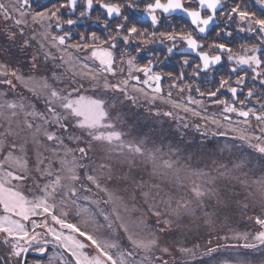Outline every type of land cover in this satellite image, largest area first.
Returning a JSON list of instances; mask_svg holds the SVG:
<instances>
[{
    "label": "snow or ice",
    "instance_id": "1",
    "mask_svg": "<svg viewBox=\"0 0 264 264\" xmlns=\"http://www.w3.org/2000/svg\"><path fill=\"white\" fill-rule=\"evenodd\" d=\"M194 2L195 6H185V0H147L143 12L150 19L154 29L160 25L162 17H171L176 12L184 13L193 27V30L182 28L157 33L139 28L136 23L130 22L127 15H124L125 7L138 8L136 0H125V3L82 0L84 10L79 13L77 19L88 16L94 5L103 9L109 19L114 16L120 19L113 26L115 34L109 30L106 39L102 40L95 32H92L90 36L92 43L68 44L66 41L70 39V33L55 35L52 29L62 30L64 24L69 26L76 24L77 20L74 19L62 20L61 13L63 9H69L75 14L81 0H56L49 6L38 5L37 8H32L33 0H15L12 4H6L0 0V15L5 21L11 20L19 28L21 35L25 34V28L30 23L39 25L43 29L41 36L44 43L41 44V48L50 46L59 50L62 53L61 65L66 71L71 72L72 77L68 88H57L49 83L47 77L32 75L25 77L17 69H9L7 64H0V83L14 90L16 84L13 80L17 81L38 99L42 98L46 108V112H37L34 106L25 103L23 98L20 100L0 98V124L6 125L4 132L0 133V150L7 148V154L0 159V246H3L8 253L0 259V264H28L29 253L43 256L49 244L58 246L64 250V253L71 256L72 260L69 261L65 259L63 253H58L63 264H126V262L135 264V254L143 252L147 255L153 252L158 247L157 232H164L165 229L172 227L173 220L163 219V217L174 216L179 219L184 214L192 215L195 209L190 206L191 203L199 207L205 196L214 194L213 189L193 181L191 189H186L192 199L188 200L183 195L177 199L171 189L184 186L181 173H187L192 177H202L206 173L189 172L179 158L173 159V155L178 157L179 149H173L170 146L165 152L162 147H148L146 139H126L127 133L117 128L121 117L117 116L114 119L111 114L120 103V97L132 104H137L141 97L149 103H154L157 99L164 100L160 85L164 77L153 71L154 60L158 61L160 57L150 58L146 64L142 65L136 62L137 56L144 51V48L157 41L172 42L166 49L168 55L173 54L177 41L185 43L200 61L193 66V75L196 78H199L202 71L207 72L213 66L220 64L223 59L222 54L228 53L227 59L233 64L229 69L231 73L242 71L238 66H247L251 69V79L259 80L264 86V58L258 54L261 48H264V18L248 11L241 4H236L230 10L220 11L225 0H194ZM257 3L264 6V0H257ZM218 11L229 21L226 29L231 26L234 18H238V25H247L246 28L238 27V30L256 33L259 43L250 47L242 46L243 54H233L232 49L225 43H213L208 46L216 50V55L203 51L205 45L196 38L194 32L206 33L209 26L215 23ZM96 19L100 20V17L97 16ZM102 24L105 29L110 28L107 19ZM226 29L222 30L224 35L231 37L232 32ZM15 35L16 33H11L10 39H14ZM220 35L221 32H217V36ZM84 39V35L81 34V40ZM117 39L122 40L125 45L133 42L140 45L135 50L136 55L128 52L121 54L119 73L113 52ZM28 43L26 40L25 44ZM69 49L89 51L91 55L88 58H76L72 56ZM49 55L50 52L46 51L45 59ZM77 59L80 61L79 65L76 63ZM86 59L98 61L99 67L93 69L85 62ZM32 63L35 68V58ZM182 63L187 66L190 61L184 59ZM125 64L127 73L123 75ZM137 73H143L144 79L141 80ZM118 75H123V78L115 82H110L106 78ZM53 76L55 79H60L55 77V74ZM168 78L173 81L170 87H177L176 81H182L184 73L181 72L179 77H173L169 73ZM247 79V73L237 75L235 81L237 86L233 87L230 79L221 78L218 88L207 91V97L212 104L223 106L225 115L219 119L215 115L202 116L200 111L182 102L171 99L166 102L171 103L175 108H182L186 113L191 112L192 115L209 121L217 128H225L233 123L230 114L243 118L245 125L249 124L250 117H255V120L262 125L259 128V135L250 136L242 133L240 139L248 141L251 147L264 154V103L260 104L259 112L254 108L245 110L246 101L238 98V94H242L243 88L246 87ZM101 80H103V88L117 96L115 103L110 105L105 99L81 94L84 90V84L81 81H88L95 88L100 85ZM146 89L150 90L152 95H149ZM186 89L190 91L191 85L180 87L179 91L184 92ZM221 89H226L231 94L233 103L229 104L225 99H212L217 97ZM196 90L199 93V88ZM168 95L171 97V92ZM200 95L203 97L204 93ZM254 95L253 88H248L246 100ZM188 103L200 105L202 101L194 100L189 96ZM21 113L24 116L22 121ZM156 115L174 117L172 111L162 113L157 111ZM37 120L40 122L37 123ZM52 125L60 131L68 132L69 135L64 137L57 131H49ZM185 127H187L186 124ZM199 127L200 125H197V128ZM17 129L26 131L36 144H39L41 138L52 142L54 144L52 151L59 158L60 167L53 168L51 160L46 161L37 153L35 175H29L27 156L14 154L17 151L16 143L13 142L10 147L6 145L8 139L19 134ZM75 130H80L81 136L73 135L72 132ZM225 134V132L219 133V135ZM82 136L87 138L85 147L74 149L68 148L65 144V139L81 142ZM253 139L257 143L252 144ZM92 142L104 145L106 163L97 164L95 167L91 163H83L85 160H91L88 153L92 150ZM19 151L23 153V146ZM138 160L144 165H151L150 175L158 181L152 185H146L143 181L136 182L134 178L131 179L134 190L139 189L141 192L146 211L136 207L135 195L125 199L119 194L118 189L108 187V183L116 179V172L120 168L127 166L131 171L136 167ZM80 170L84 171L83 178L79 174ZM38 178H43L46 182L41 185L38 183ZM121 178L129 179L127 175ZM29 179L32 180V186L26 188L25 184ZM253 183L257 185V191L264 202V178ZM166 188L168 191H165ZM81 192H87L89 195L81 197ZM73 207L77 215L84 218L85 230H82L77 223L69 221ZM147 215L156 218V229L148 224ZM99 218H102L103 222ZM249 219L254 221L259 230L254 234L247 232L236 234V239L244 240L243 245L226 246L248 249L264 247V213ZM161 223L165 225V228H159ZM206 223L210 226L212 221L208 220ZM88 226H91V230H88ZM121 232L130 243V250H121L119 242L121 237L118 235ZM105 233L111 239L105 238ZM222 239L226 241L229 237L225 236ZM208 243L211 244L212 241ZM219 247V244L215 248L208 247L207 254L211 255ZM86 249H94L95 254L90 255ZM162 251L167 253L168 249L163 248ZM179 251L189 255L194 254L191 248L183 247Z\"/></svg>",
    "mask_w": 264,
    "mask_h": 264
},
{
    "label": "rangeland",
    "instance_id": "2",
    "mask_svg": "<svg viewBox=\"0 0 264 264\" xmlns=\"http://www.w3.org/2000/svg\"><path fill=\"white\" fill-rule=\"evenodd\" d=\"M3 2L12 4L15 0H3ZM42 31L43 29L39 25L30 23L25 28V34L21 35L19 28L16 27L11 20L5 21L3 16L0 15V33L12 41L8 48H10L11 51L13 50L19 57V65H8L9 61L7 59L11 58V54L6 57V59H2L3 61L0 60V64H7L9 69H17L19 73L25 77L30 75L47 77L49 83L53 84V86L57 88H68L69 83L72 81L71 72L66 71L61 65L60 57L62 53L59 50L50 46H46L43 49L41 48V44L44 43L41 36ZM112 31L113 34H115L114 28ZM13 32L16 33V35L14 39H10L11 33ZM52 32L58 35L55 28L52 29ZM26 40L29 42L27 45L25 44ZM89 40L91 39H87V43H92ZM75 43L83 44L85 42L80 40ZM120 43H122V40L117 39L116 45ZM46 51L50 52L47 59H45ZM114 51L115 49L113 52ZM69 52L76 58H88L86 55L88 51L82 53L83 51L69 49ZM80 54H85V56ZM33 58H35L36 62L35 68H33ZM115 58L118 61L117 71L119 73L120 60L117 56ZM85 62L93 69L99 67L98 61L86 59ZM76 63L79 65V59L76 60ZM126 73L127 65L124 66L123 75H126ZM53 74H55V77H60V79H55ZM123 75H118L116 77L107 76L106 78L110 82H115L117 79L123 78ZM81 82L84 84V90L81 92L82 95L105 99L110 105L116 102L117 96L103 88V80H101L100 85L95 88L92 87L88 81ZM13 83L16 84L14 90L0 83V98L7 100H20L23 98L24 102L33 105L37 112H46L42 98L38 99L29 89L25 88L17 81L13 80ZM190 85L191 90H187V92L184 93L185 99H180L179 97L166 98V96L163 95L164 100L157 99L154 103H149L141 97L137 104H132L131 102L124 101L123 98L120 97V103L116 105L111 113L114 119L117 116L121 117V122L117 123V128L127 133L126 139H146L148 147H162L165 152L168 151L170 146L173 149H179L178 157L177 155H173V159L179 158L180 162L187 166L189 172L199 171L206 173V175L202 177H192L188 176L187 173H181L184 186L173 187L171 189L177 199L181 195L185 196L188 200L192 199V197L188 195L186 189H191L193 181L214 190L213 195L204 197L199 207H196L195 203L190 204V206L195 209L194 214H184L179 219L174 216L163 217V219L173 220L174 223L172 227L165 229L164 232H157L158 247L147 255L143 252H137L134 257L135 264H199L200 252H202V249L213 246L215 243L219 242L225 244V247H220L211 255H205V264H225V262H227V264H240V262H243V264H264V247L248 249L244 247L226 246L243 245L244 240L236 239V234L246 232L254 234L259 228L255 224L241 227V224L239 225L237 221V217H234L232 214L229 216L230 219L227 218L225 195L227 194L228 188L237 186L241 198L239 203H237L238 201L235 203H237L236 205L240 207V209H243L242 212H250V210H252L254 211L253 217L264 213V202H262L260 194L257 191V185L253 183L254 181L264 178V154L259 153L255 148L251 147L248 141L240 139L242 133L253 136L248 125L243 126L232 123L225 128H217L216 125L211 124L209 121L194 116L191 112L186 113L182 108H175L171 103L166 102L169 99L182 102L188 107L200 111L202 116L218 113V105L212 104L208 97L202 98V96H198L193 89L194 84L191 83ZM215 89L212 88V90ZM149 95H152V93L149 92ZM189 96L194 100L202 101V103L200 105L188 103ZM157 111L161 113L172 111L174 117L156 115ZM131 117H133V121H128ZM218 117L221 118V116ZM23 119L24 116L23 113H21L20 120L22 121ZM36 122L39 123L40 121L37 120ZM185 124L187 127H185ZM197 125H200V127L197 128ZM5 127L6 125L0 124V133L4 132ZM232 129L236 130L233 131ZM17 131L19 134L8 139L6 145L10 147L13 142L16 143L17 151L14 154H23L27 156L28 167L30 169L29 175H35L37 153H39L42 158H45L46 161L51 160L53 162V168L60 167L59 158H57L52 151L54 148L52 142H48L45 138H41L39 144H36L26 131H20L19 129H17ZM49 131H57L58 134L64 137L69 135L68 132L60 131L55 125L50 126ZM70 131L72 130L70 129ZM220 132H225L226 134L219 135ZM72 134L81 136V131L75 130ZM86 140L87 138L83 136L81 142L68 141L65 139V144L68 148L78 149L79 147L86 146ZM251 143L255 144L257 142L253 139ZM21 146H23L24 149L23 153L19 151ZM6 154L7 148L5 150H0V159ZM76 155L78 157L79 153L77 152ZM88 155L91 157V160H85L83 163H91L93 167L97 164L107 162L104 159V145L98 142H92V150ZM150 173L151 165H144L138 160L136 167L131 171H129L127 166L120 168L116 172V179L109 182L108 187L118 189L119 194L125 199L135 195L136 207L146 211L141 192L139 189L134 190L131 179L134 178L136 182L143 181L146 185L157 183L158 181L152 177ZM79 174L82 178L84 177L83 170H80ZM125 175H127L129 179L121 178ZM45 182L43 178H38V183L41 185ZM31 186L32 180L29 179L26 181L25 187L30 188ZM145 191H147V188H145ZM165 191H168V188H166ZM80 195L83 197L89 194L87 192H81ZM90 198L95 199L96 197ZM89 206L91 207V205ZM173 207H175V204H173ZM161 208H163V205H161ZM239 212L241 213V210H239ZM137 215H139V213H137ZM83 219L82 216L77 215V211L73 207L69 215V221L77 223L82 230H85ZM99 219L103 222L102 218ZM146 219L153 229L157 228L156 218L154 216L147 215ZM208 220L212 221L210 226L206 223ZM245 222H247V220L244 217L242 223ZM228 224L230 225L229 227ZM159 228L163 229L165 225L161 223ZM88 230H91V226H88ZM229 233L233 236H229ZM118 235L121 237L119 241L121 250H130L131 246L127 238L123 236L122 232ZM217 235L220 237L218 238ZM225 236L229 237L226 241L222 239V237ZM105 238L111 239L107 233H105ZM209 240H214V243L207 246L206 242ZM183 247L193 249L194 254L189 255L179 251V249ZM163 248H167L168 252L164 253L162 251ZM230 248L232 249L231 251ZM62 250L63 249L56 245L49 244L45 255L40 256L36 254L37 257L31 258L29 261L31 264H36V262H39V264H63V260L58 256V253L64 251ZM86 250L90 255L95 254L94 249ZM175 251L179 254H175ZM0 252L4 255L7 250L3 246H0ZM173 254H175L174 256L176 259H167ZM67 256L66 259L68 260L69 258V261H71V256L69 254H67ZM204 260H201V262H204Z\"/></svg>",
    "mask_w": 264,
    "mask_h": 264
},
{
    "label": "flooded vegetation",
    "instance_id": "3",
    "mask_svg": "<svg viewBox=\"0 0 264 264\" xmlns=\"http://www.w3.org/2000/svg\"><path fill=\"white\" fill-rule=\"evenodd\" d=\"M56 0H33L32 8H36L37 5H45L49 6L51 3H55ZM105 2H114V3H125V0H105ZM147 0H136L138 4V8L136 9H129L125 7L123 9L124 15L129 17L130 22L136 23L137 26L141 29H147L149 32L156 31L157 33L164 32V31H173L180 30L182 28H186L188 30H193L192 25L190 24V20L187 16L182 12H176L171 15V17H162L160 25H158L155 29L152 27L150 19L148 16L143 12L144 4ZM236 4L243 5L248 11L254 12L257 16L264 18V6H261L257 3V0H225L224 6L221 8L220 11L230 10L231 7L235 6ZM185 6H195L194 0H185ZM82 0L81 3L78 4L75 14H73L69 9H63L61 13V19H74L77 20V23L74 25H67L64 24L62 30H56L58 35H63L64 33H70V39L66 41L68 44H73L75 42H79L81 40V34L84 35L85 39L83 40L87 43V39H90V35L92 32H95L97 36H99L102 40L106 39L108 36L109 30H112L114 25L119 22V17H113L109 19L106 15V12L101 9L98 5H94L93 9L91 10L90 14L83 18H78L79 13L83 11ZM220 11L217 12V19L213 25L209 26V29L206 33L200 34L198 32H194L196 38L203 44L205 47L202 49L203 51H208L211 55H216V50L209 48V45L213 43H225L227 44L235 53H242V46H252L257 45L259 43V39L256 33H249L247 31H239L238 27L246 28V24L238 25L237 21L238 18H234L231 22V26H226L229 24V21L226 17H222L220 15ZM207 14L206 12L204 13ZM99 16L100 20H97L96 17ZM108 20L109 22V29H105L103 27L102 22L104 20ZM231 31V37L224 35L222 30ZM217 32H221L220 36H217ZM92 42L91 40H89ZM170 41L165 40L163 43L157 41L156 43L149 44L144 48V51L141 52L137 56V64H146L150 58H154L159 56L160 59L158 61L154 60L155 67L153 68L154 72L160 73L164 79L161 80L160 85L162 88V95L166 96V98L172 97H179L180 99H185L184 93L187 92V89L184 92H180L179 88L185 85H193V89L195 92L200 95V93H204L203 98L207 97V91L212 90L219 87V80L221 78L230 79L232 84L231 86L236 87L235 81L237 79V75H244L247 73L248 79L246 80V87L243 88L242 94H238L239 100L246 101L247 108H254L258 112L261 111L260 104L264 103V86H262L259 82L253 81L251 79V69L247 66H238V68L242 69V71H238L237 73H231L229 69L233 66L232 62H229L227 59L228 53H223V59L220 64L213 66L207 72L202 71L200 73L199 78H196L193 75V66L196 63H200L197 59L195 53H193L190 49L187 48L186 44L177 41V47L174 49L173 54L168 55L166 53V49L171 46ZM118 46V47H117ZM140 47L139 44L133 42L128 46L122 42L115 47L114 56L118 57L120 60V56L124 52H128L132 55H136V48ZM181 49L183 51H181ZM89 52V51H88ZM86 53L87 57H90L91 53ZM82 53H85L83 51ZM259 55L264 58V48H261ZM85 56V54H80ZM166 57V58H165ZM184 59H188L190 64L185 66L183 65L182 61ZM118 61L116 60V63ZM120 62V61H119ZM126 66V64L124 65ZM184 73L183 80H177L176 84L177 87H170L173 83L171 79L168 78V74L171 73L173 77H179L180 73ZM140 76V79H144L143 73H137ZM197 88H199V93L197 92ZM248 88H253L255 95L251 98L246 100V93ZM147 90V89H146ZM150 91V90H147ZM171 92V97H169L168 93ZM179 92V93H178ZM201 96V95H200ZM216 99H225L229 102V104L233 103V98L231 94L226 89H221V91L217 94ZM237 106L238 102H237ZM223 106L218 105V116H223ZM232 122L238 125H243V118L238 117L236 114H230ZM249 129L254 135H259V128L262 126L260 122L255 120V117L249 118ZM255 142H257L254 139ZM7 253V252H5ZM3 255L0 252V259H3L7 254ZM63 253V252H62ZM64 254V253H63ZM37 257L34 253H29L27 256L28 264L30 263V259ZM67 258V257H66ZM69 260V258H68ZM70 260H72L70 258Z\"/></svg>",
    "mask_w": 264,
    "mask_h": 264
},
{
    "label": "trees",
    "instance_id": "4",
    "mask_svg": "<svg viewBox=\"0 0 264 264\" xmlns=\"http://www.w3.org/2000/svg\"><path fill=\"white\" fill-rule=\"evenodd\" d=\"M11 43H12L11 40H9L6 36H4V35H2V34L0 33V53H1V55H0V60H2V59H6V57H8V56L11 54V55H10L11 58H8V59H7V60L9 61L8 65H9V66H14V65H17V64L19 65V63H18L19 57L17 56L16 53H14L13 50L11 51V49L8 48V47H9V44H11ZM9 49H10V50H9ZM1 51H3V52H1ZM2 55H3L4 57H3ZM22 59H23V58H22ZM2 61H3V60H2ZM20 67H21V66H20ZM183 101H184V100H183ZM212 114L215 115L216 118L219 119L217 113H212ZM209 116H212V115H209ZM132 119H133V117H131V119H129L128 121H133ZM223 169H224V166H223ZM225 195H226V206H227V218H229L230 214H232L234 217H237V221L239 222V225L241 224V225H240L241 227L254 225V221H252V220L249 219L250 217H253V213H254V211L250 210V212H248V211H244V212H242L243 209H240V207H238V206L236 205L237 203H239L240 198H241V194H240V191L237 190V186H234V187H230V188H228L227 194H225ZM237 201H238V202H237ZM235 202H237V203H235ZM230 204H231V206H230ZM239 210H241V213L239 212ZM244 217L246 218L247 222L242 223ZM229 219H230V218H229ZM242 224H244V225H242ZM229 226H230V225L228 224V227H229ZM252 230H253V228H252ZM217 236H218V238L220 237L219 235H217ZM229 236H233V235H231V234L229 233ZM209 241H210V240H209ZM209 241L206 242L207 246H208V245H211L212 243H214V242H213L214 240H211V241H212L211 244L208 243ZM217 244H219L220 247H222V248L225 247V244H223L222 242L215 243L213 246H208V247H213V248H215V247L217 246ZM205 247H206V246H205ZM208 247L202 249V252H200V258H199L200 261H199V264H205L204 257H205V255H208V254H207V248H208ZM220 247H219V248H220ZM231 250H232V249L230 248V251H231ZM174 253H175V254H179V253H176V251H175ZM175 254H173L171 257H169V258H167V259H171V258L176 259L175 256H174ZM201 260H204V262H201Z\"/></svg>",
    "mask_w": 264,
    "mask_h": 264
}]
</instances>
